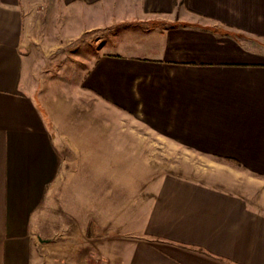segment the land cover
I'll return each mask as SVG.
<instances>
[{
  "label": "crops",
  "instance_id": "0c3cea01",
  "mask_svg": "<svg viewBox=\"0 0 264 264\" xmlns=\"http://www.w3.org/2000/svg\"><path fill=\"white\" fill-rule=\"evenodd\" d=\"M115 123L216 165L116 183ZM102 263L264 264V0H0V264Z\"/></svg>",
  "mask_w": 264,
  "mask_h": 264
},
{
  "label": "rangeland",
  "instance_id": "374dc122",
  "mask_svg": "<svg viewBox=\"0 0 264 264\" xmlns=\"http://www.w3.org/2000/svg\"><path fill=\"white\" fill-rule=\"evenodd\" d=\"M61 55H57V59L60 61L57 66L51 68V81L60 82L61 87L66 89L64 90L65 94L74 98L76 93H78L75 86L79 85L81 69H85L84 63L86 60L83 58L81 62L77 60L76 63H71L69 54L64 57H61ZM113 135L108 139L109 153H99L98 156L99 160L102 157L105 158L104 160L110 167V177L116 183L124 180L144 182L166 174L177 173L182 175L186 174L187 171L197 168H213L216 165V160L176 148L156 134L148 132L146 137H143L144 139L142 140L145 141L146 154L141 153L142 149L140 146L143 143L141 142V145H139L137 140L127 136L129 135L128 133L120 131L117 123H115L113 128ZM101 145L105 144L102 143ZM101 147L104 148L105 146ZM87 159H89V155ZM130 188L133 192L137 189L134 186H130Z\"/></svg>",
  "mask_w": 264,
  "mask_h": 264
},
{
  "label": "built area",
  "instance_id": "2783aa9c",
  "mask_svg": "<svg viewBox=\"0 0 264 264\" xmlns=\"http://www.w3.org/2000/svg\"><path fill=\"white\" fill-rule=\"evenodd\" d=\"M102 264H104V263H102Z\"/></svg>",
  "mask_w": 264,
  "mask_h": 264
}]
</instances>
